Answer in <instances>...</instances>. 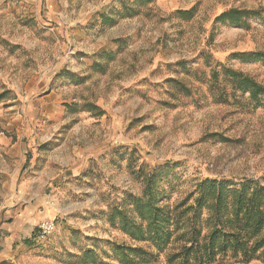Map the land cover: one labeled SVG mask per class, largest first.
<instances>
[{"label": "rangeland", "instance_id": "rangeland-1", "mask_svg": "<svg viewBox=\"0 0 264 264\" xmlns=\"http://www.w3.org/2000/svg\"><path fill=\"white\" fill-rule=\"evenodd\" d=\"M142 1L0 0V242L23 206L56 214L52 234L32 224L0 264H123L120 246L153 256L132 264H170L179 242L156 252L107 220L137 219L143 179L163 169L169 206L205 179L264 186V97L226 73L264 86V0ZM229 9L250 14L215 20Z\"/></svg>", "mask_w": 264, "mask_h": 264}, {"label": "trees", "instance_id": "trees-1", "mask_svg": "<svg viewBox=\"0 0 264 264\" xmlns=\"http://www.w3.org/2000/svg\"><path fill=\"white\" fill-rule=\"evenodd\" d=\"M149 1L143 0L141 4ZM193 12L191 9L180 14L189 19ZM248 14L229 9L215 20L240 26ZM102 18L107 23L110 17ZM240 58L254 61L261 57L258 53H242ZM226 73L236 89L247 92L255 105L261 103L264 86L241 73L229 69ZM162 171V168L154 170L143 179L142 195L130 201L137 219L124 209L114 208L107 215L110 226L118 225L128 237L150 244L156 252L165 249L172 240L179 242L178 251L169 257L170 264H222L253 259L264 262L263 185L244 180L235 187L226 180L205 179L175 205H161L155 184ZM203 210L207 212L205 217ZM117 250L123 264L146 263L153 258L141 247L120 246ZM132 253L138 261L132 260Z\"/></svg>", "mask_w": 264, "mask_h": 264}, {"label": "crops", "instance_id": "crops-1", "mask_svg": "<svg viewBox=\"0 0 264 264\" xmlns=\"http://www.w3.org/2000/svg\"><path fill=\"white\" fill-rule=\"evenodd\" d=\"M24 190V189H23ZM56 214L52 210L37 211L36 206L26 205L18 211L16 217H9L7 233L8 238L0 242V262L10 258L11 244L22 236H29L32 232V224H38L43 220H55Z\"/></svg>", "mask_w": 264, "mask_h": 264}, {"label": "built area", "instance_id": "built-area-1", "mask_svg": "<svg viewBox=\"0 0 264 264\" xmlns=\"http://www.w3.org/2000/svg\"><path fill=\"white\" fill-rule=\"evenodd\" d=\"M55 229L54 220H43L40 221L37 225V238L39 240L46 239Z\"/></svg>", "mask_w": 264, "mask_h": 264}]
</instances>
